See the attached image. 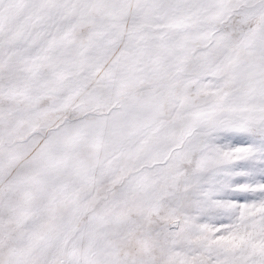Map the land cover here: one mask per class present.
<instances>
[{"label":"snow or ice","instance_id":"1","mask_svg":"<svg viewBox=\"0 0 264 264\" xmlns=\"http://www.w3.org/2000/svg\"><path fill=\"white\" fill-rule=\"evenodd\" d=\"M0 264H264V0H0Z\"/></svg>","mask_w":264,"mask_h":264}]
</instances>
